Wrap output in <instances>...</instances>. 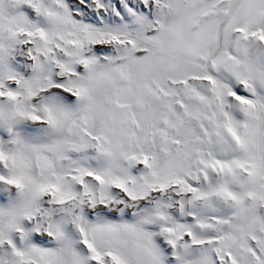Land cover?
<instances>
[{"label": "snow or ice", "instance_id": "6c2138e0", "mask_svg": "<svg viewBox=\"0 0 264 264\" xmlns=\"http://www.w3.org/2000/svg\"><path fill=\"white\" fill-rule=\"evenodd\" d=\"M0 264H264V0H0Z\"/></svg>", "mask_w": 264, "mask_h": 264}]
</instances>
